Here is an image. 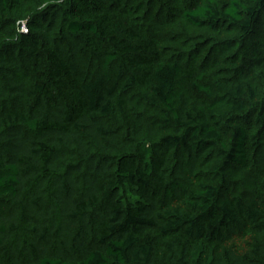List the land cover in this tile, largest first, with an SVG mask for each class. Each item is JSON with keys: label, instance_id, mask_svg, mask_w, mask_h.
<instances>
[{"label": "trees", "instance_id": "trees-1", "mask_svg": "<svg viewBox=\"0 0 264 264\" xmlns=\"http://www.w3.org/2000/svg\"><path fill=\"white\" fill-rule=\"evenodd\" d=\"M183 1L0 0V264H264V0ZM179 21L238 76L165 58Z\"/></svg>", "mask_w": 264, "mask_h": 264}, {"label": "rangeland", "instance_id": "rangeland-1", "mask_svg": "<svg viewBox=\"0 0 264 264\" xmlns=\"http://www.w3.org/2000/svg\"><path fill=\"white\" fill-rule=\"evenodd\" d=\"M215 1L220 7H225L230 0ZM183 2L189 3L190 0ZM17 27L21 34H26L29 30L24 21L19 22ZM236 35L237 30L232 27L223 28L221 32H211L207 28L197 29L179 21L162 29L160 47L165 58L184 60L197 69L219 72L222 77H232L238 76L241 59L249 51L248 47L247 51L242 46L231 45L230 41ZM255 41L258 52L264 50V38L257 36ZM255 78L258 82L257 75Z\"/></svg>", "mask_w": 264, "mask_h": 264}]
</instances>
